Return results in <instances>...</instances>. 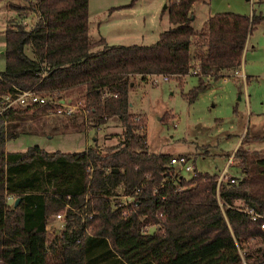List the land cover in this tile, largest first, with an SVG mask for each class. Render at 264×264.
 <instances>
[{"label": "trees", "instance_id": "obj_1", "mask_svg": "<svg viewBox=\"0 0 264 264\" xmlns=\"http://www.w3.org/2000/svg\"><path fill=\"white\" fill-rule=\"evenodd\" d=\"M196 1L168 0L170 28L155 44L108 46L90 39L89 0H10L19 20L5 31L0 72V264H264V157L244 148L249 136L233 155L242 178L218 185L219 176L195 172L185 180L170 155L149 152L146 121L129 110L136 81L161 75L181 82L192 74L196 95L209 80L240 70L264 17L215 14L195 31ZM28 14L37 18L31 29L23 24ZM196 44L204 51L191 55ZM15 89L70 99L95 127L118 118V143L73 154L38 146L7 152V141L24 134L20 120L60 108L2 110ZM62 212L64 226L47 243L48 220Z\"/></svg>", "mask_w": 264, "mask_h": 264}, {"label": "rangeland", "instance_id": "obj_2", "mask_svg": "<svg viewBox=\"0 0 264 264\" xmlns=\"http://www.w3.org/2000/svg\"><path fill=\"white\" fill-rule=\"evenodd\" d=\"M204 2L200 0L192 8L195 31L205 28L204 19L209 8L219 14L264 17V0ZM9 5L10 0H0V72L5 69V31L11 22L19 20L17 12ZM167 6L168 0H89L90 39L92 42L103 39L107 45L151 46L170 28ZM36 19L34 14H28L23 24L31 29ZM247 46L239 77L229 75L226 80L211 79L207 88L196 95L193 91L199 81L192 74L181 82L175 78L167 82L158 78L154 83V77L148 83L136 81L129 92L130 113L146 121L149 152L187 159L193 171L173 167L185 180H190L195 172L242 178L233 155L246 135L249 139L244 148L264 157V140H251L264 137V21L254 26ZM191 52H194V45ZM27 55L31 57L32 54L27 51ZM31 115L29 113L18 122L24 134L7 141V152H25L38 146L49 153H80L96 145L114 146L122 132L116 117L95 127L87 119V113H77L73 117L53 111ZM114 200L124 204L130 202L123 196H116ZM13 202L14 199H9L10 204ZM59 214L64 216V212ZM57 215L48 220L47 243L59 235L64 226V219H57ZM154 230L148 227L142 232Z\"/></svg>", "mask_w": 264, "mask_h": 264}, {"label": "built area", "instance_id": "obj_3", "mask_svg": "<svg viewBox=\"0 0 264 264\" xmlns=\"http://www.w3.org/2000/svg\"><path fill=\"white\" fill-rule=\"evenodd\" d=\"M197 72V70L195 71ZM238 75V72H235V76ZM154 77L153 82L157 83V79H162L164 82L169 81V79L171 78L170 76H161V75H153L149 78L150 79ZM223 80H226V78H223ZM148 81V82H149ZM45 104V103H50V104H56L58 105L60 108L56 111V113H64V114H70L72 113V105L69 103H65L64 101H55L52 98L49 97H44L41 96L40 94L34 92V91H21L18 89H15V92L13 94H8L3 98V104L5 105L3 107L2 110L5 109H9L13 106L16 105H20V106H27L30 104ZM169 165L171 167H175L178 166L180 171L185 169L186 171H193V168L191 166L188 165V161L185 158H171ZM228 177H226V175L222 174L219 176L218 180H217V184L220 185L223 181L227 180ZM232 183H234V181L231 180ZM126 199H129L130 202L133 201V199L131 197H124ZM66 209H68V206H66ZM248 214L251 216V219L253 221H256L259 218H262L259 215L254 214L253 212H248ZM57 219H64V216H62L61 214L56 216ZM148 227H144V229H147ZM261 230L264 231V223L261 225Z\"/></svg>", "mask_w": 264, "mask_h": 264}, {"label": "crops", "instance_id": "obj_4", "mask_svg": "<svg viewBox=\"0 0 264 264\" xmlns=\"http://www.w3.org/2000/svg\"><path fill=\"white\" fill-rule=\"evenodd\" d=\"M200 0H197L196 2H199ZM212 1V0H211ZM196 2L194 3V4H196ZM202 3H205L204 2V0H202ZM194 4H193V6H194ZM193 6H192V8H193ZM167 8V7H166ZM191 13L193 14V11H192V9H191ZM215 14H219V13H217L216 11H214L212 8H209L208 9V11H207V15H206V17H205V21H204V24H205V22L208 20V18L209 17H211V16H213V15H215ZM234 14H236V13H234ZM238 15V14H237ZM195 19V17L193 16L192 17V20H194ZM197 45V44H196ZM195 45V46H196ZM108 46H114V45H108ZM116 46V45H115ZM191 49H192V46H191ZM247 49H248V46H247V44H246V48H245V52H244V55H243V60H244V56H245V53L247 52ZM200 51H204V49H202V48H199V45H197L196 47H194V52H191V50H190V53H191V55H194V54H198V52H200ZM242 68H243V62H242V66H241V68H240V70L238 71V75L237 76H235V72H232V73H229L228 75H231L232 77H239L240 76V74H241V70H242ZM68 101V103L69 104H71L70 103V99H68L67 100ZM72 105V104H71ZM77 113H79V114H83L84 112L80 109V107H79V105H72V113H70V114H65L66 116H69V117H73V115H75V114H77ZM66 154H69V153H66ZM232 160V159H231ZM229 163H230V161H229Z\"/></svg>", "mask_w": 264, "mask_h": 264}, {"label": "water", "instance_id": "obj_5", "mask_svg": "<svg viewBox=\"0 0 264 264\" xmlns=\"http://www.w3.org/2000/svg\"><path fill=\"white\" fill-rule=\"evenodd\" d=\"M18 203H19V200H16V202H15V206H16Z\"/></svg>", "mask_w": 264, "mask_h": 264}]
</instances>
